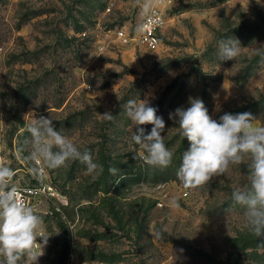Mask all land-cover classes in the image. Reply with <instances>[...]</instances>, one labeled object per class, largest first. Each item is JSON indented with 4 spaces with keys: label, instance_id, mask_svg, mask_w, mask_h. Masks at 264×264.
Returning a JSON list of instances; mask_svg holds the SVG:
<instances>
[{
    "label": "rangeland",
    "instance_id": "1",
    "mask_svg": "<svg viewBox=\"0 0 264 264\" xmlns=\"http://www.w3.org/2000/svg\"><path fill=\"white\" fill-rule=\"evenodd\" d=\"M149 2L155 0H0V160L16 171L18 186L45 187L30 203L50 235L38 264H264V246L242 249L235 241L248 230L230 194L247 184L246 166L185 189L176 172L190 145L169 119L199 97L213 119L250 112L264 125V6L173 0L157 48L122 42L116 29L137 36ZM247 27L257 31L249 37ZM227 37L240 42L241 54L221 61L218 42ZM130 99L157 108L174 156L168 180L128 183L117 192L118 174L146 167L131 139L136 128L124 108ZM40 116L89 148L103 171L89 175L75 160L46 170L42 182L34 178L24 159L31 140L25 123ZM142 127L147 134L152 125Z\"/></svg>",
    "mask_w": 264,
    "mask_h": 264
},
{
    "label": "clouds",
    "instance_id": "2",
    "mask_svg": "<svg viewBox=\"0 0 264 264\" xmlns=\"http://www.w3.org/2000/svg\"><path fill=\"white\" fill-rule=\"evenodd\" d=\"M257 3L264 6L261 0ZM150 6V2L144 4L142 15H148ZM136 30L144 32L146 25L141 22ZM241 47L237 39H221L218 42L221 61L238 59ZM188 103V107H178L169 113V119L178 125L179 135L190 145L182 154L176 172L178 180L185 189H195L226 174L234 165H245L247 184L233 187L230 200L233 206L244 210L246 229L264 246V125L255 124L256 117L250 112H225L219 120L213 119L199 97H189ZM124 108L136 128L131 139L143 150L140 155L143 164L150 171L168 168L174 152L166 146L162 135L166 125L157 115V108L142 99H130ZM103 116L106 120L113 119L111 112ZM148 124L152 128L146 134L142 126ZM25 128L31 140L24 159L31 165L27 171L38 181L45 179L46 170L65 167L75 160L86 166L89 175L103 171L91 150L81 148L69 135L58 131L52 118L40 116L27 121ZM109 171L116 174L117 169L109 168ZM16 175L7 161L0 160V264H18L22 257L28 264H38L50 235L41 231L43 215L24 198L23 189L14 182ZM172 203L178 206L175 199ZM153 234L160 237L162 231Z\"/></svg>",
    "mask_w": 264,
    "mask_h": 264
},
{
    "label": "built area",
    "instance_id": "3",
    "mask_svg": "<svg viewBox=\"0 0 264 264\" xmlns=\"http://www.w3.org/2000/svg\"><path fill=\"white\" fill-rule=\"evenodd\" d=\"M173 0H155V3L150 7L148 15L144 16L142 23L146 25V31L138 32L137 36H133L126 31L124 27L116 29V36L124 43H128L133 39H138L145 45L151 48H157L160 43V31L166 21V9ZM38 184H27L19 186L24 198L31 203L32 199L41 195L45 187Z\"/></svg>",
    "mask_w": 264,
    "mask_h": 264
},
{
    "label": "trees",
    "instance_id": "4",
    "mask_svg": "<svg viewBox=\"0 0 264 264\" xmlns=\"http://www.w3.org/2000/svg\"><path fill=\"white\" fill-rule=\"evenodd\" d=\"M248 28V27H247ZM245 29V28H244ZM243 30V29H241ZM248 36L251 37L252 34L257 31L255 28H248L247 30ZM245 32V31H244ZM118 182L116 187L114 188L115 191L119 192V190L124 187V185L128 183H134L139 181H154L158 182L161 180H168L170 178L169 170L168 168L160 170L156 169L154 171L148 170L147 166L144 169H141L139 171H131V172H122L121 174L117 175ZM116 177V178H117ZM115 178V180H116ZM99 185H96L95 190L97 191L99 189ZM109 187L108 190H112ZM236 245L242 249H247L249 247H263L260 245L259 240L257 237L252 235L249 231L246 233H243L235 238ZM104 260L108 261H115L118 259V256L116 255H107L103 257Z\"/></svg>",
    "mask_w": 264,
    "mask_h": 264
}]
</instances>
